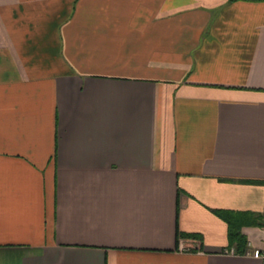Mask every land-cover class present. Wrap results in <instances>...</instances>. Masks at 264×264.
I'll return each mask as SVG.
<instances>
[{"label":"crops","instance_id":"0c3cea01","mask_svg":"<svg viewBox=\"0 0 264 264\" xmlns=\"http://www.w3.org/2000/svg\"><path fill=\"white\" fill-rule=\"evenodd\" d=\"M229 211L264 214V0H0V264H264Z\"/></svg>","mask_w":264,"mask_h":264},{"label":"trees","instance_id":"16d2710c","mask_svg":"<svg viewBox=\"0 0 264 264\" xmlns=\"http://www.w3.org/2000/svg\"><path fill=\"white\" fill-rule=\"evenodd\" d=\"M229 225V248L237 253L246 254L252 250L247 236L242 232L243 226H264V214L254 212H227L220 214Z\"/></svg>","mask_w":264,"mask_h":264},{"label":"built area","instance_id":"2783aa9c","mask_svg":"<svg viewBox=\"0 0 264 264\" xmlns=\"http://www.w3.org/2000/svg\"><path fill=\"white\" fill-rule=\"evenodd\" d=\"M233 251V250H232ZM249 253V252H248ZM253 254L256 255V256H259L261 257L262 259H264V248L260 249V248H257L253 251Z\"/></svg>","mask_w":264,"mask_h":264}]
</instances>
